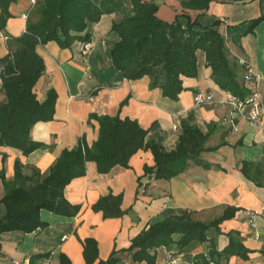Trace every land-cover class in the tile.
<instances>
[{
	"label": "crops",
	"instance_id": "0c3cea01",
	"mask_svg": "<svg viewBox=\"0 0 264 264\" xmlns=\"http://www.w3.org/2000/svg\"><path fill=\"white\" fill-rule=\"evenodd\" d=\"M147 1L154 4L161 1L155 16L167 23L174 22L176 15L198 20L201 26L222 21L220 31L224 35L226 58L232 64L240 61L247 64L257 81V94L264 110L263 24L253 30L254 35L243 36L245 22L257 19L264 11V0H218L202 12L184 10L177 0ZM29 2L16 0L9 5L8 12L12 17L6 21L5 30L0 32V59L6 57L9 50H14L10 38L20 37L26 29V22L34 23L38 19L37 7L41 0L33 8ZM160 11H163L161 17ZM123 12L120 7L117 13L106 14L86 28L90 38V50L86 57L79 52L81 41L64 50L59 49L55 42L36 47L35 53L41 57L45 71L34 87V94L42 102L46 99V92L52 89L57 95L55 113L51 122H39L29 134L34 143L45 145L44 149L24 158L15 149L0 147V169L4 182L13 183L15 161L23 167L22 174L30 177L28 184H35L37 176L46 174L63 150L75 148L82 138L89 148L97 139V122H87L88 116L94 114L138 122L148 133L146 140L157 143L165 151L175 149L183 124L198 128L203 135L209 134L205 144L207 148L222 146L216 151L199 153L198 157L208 167L207 170L191 163L180 176L167 182L155 181L145 190L137 189L136 181L142 175L143 166H153L148 152L139 151L134 155L128 169L114 167L104 176L95 173L93 164L85 163L83 178L74 179L63 191L67 203L81 207L79 213L66 219L42 210L39 219L46 224L42 229L28 235L2 233L0 264H30L32 256L44 255H47L50 264H57L58 254H63L70 264H85L81 243L87 238L96 243L98 253L95 264H99L106 261L114 250L128 249L130 240L150 224L185 211L194 222L207 225L219 219L227 207L237 212L233 219L219 226L220 233L237 232L245 248L253 252L248 261L230 258L227 264H264V223L260 217L253 218L255 228H252L243 214L259 211L264 206V188L258 187L264 186L261 132L239 119L233 121L236 131L230 130L223 106H195L193 95L196 93H210L214 100H220L226 93L209 80V69L199 52L196 53L198 76L182 82L187 91L179 94L175 103L161 98L160 91L149 90L150 79L129 82L115 72L109 61V50L118 39L109 32V28ZM0 100H3L1 94ZM241 162L249 164L250 177L247 180L240 172ZM3 185L0 181V199L5 193ZM108 194L121 196L120 211L129 210L125 216L103 220L100 213L91 212L98 198ZM206 236L216 243L217 251L225 247L224 237L217 235L214 229ZM208 248L209 243H198L180 254L175 246L159 248L156 264H169L167 257H174L177 264H185L183 257L205 254ZM115 257L118 259L116 264H134L127 254L118 252ZM44 258L34 260L32 264H41Z\"/></svg>",
	"mask_w": 264,
	"mask_h": 264
},
{
	"label": "trees",
	"instance_id": "16d2710c",
	"mask_svg": "<svg viewBox=\"0 0 264 264\" xmlns=\"http://www.w3.org/2000/svg\"><path fill=\"white\" fill-rule=\"evenodd\" d=\"M16 0H0V32L5 30L6 21L12 17L8 12L10 4ZM131 13L122 14L112 24L109 32L117 37L110 48L109 61L115 72L129 82L150 79L148 89L160 91L161 98L177 102L183 91L182 82L197 75L196 53L203 55L205 67L209 69L211 83L221 91L239 99L251 92L250 85L242 83L243 69L238 63H230L226 58L224 35L220 31L222 21L201 26L198 20L186 15H176L174 22L167 23L155 15L158 7L147 0H129ZM218 0H181L184 10L202 12ZM240 1V0H237ZM37 5V3H36ZM120 8L116 0H43L37 7L38 19L26 22V29L20 37L12 39L13 49L0 59V147L15 149L25 158L35 151L44 149L42 143H34L30 131L39 122L49 123L55 113L57 95L51 89L46 99L37 100L34 87L45 71L41 57L35 53L36 47L55 42L61 50L73 43L89 44L86 28L106 14H114ZM263 24L264 11L255 20L245 22L243 36L254 35V29ZM264 38V35H263ZM122 106V105H121ZM97 122V139L88 148L84 138L75 148L63 150L53 166L35 184H28L30 177L22 174L23 167L13 164V183L6 184L0 169V181L4 183V197L0 199V236L2 233L20 232L28 235L46 224L39 219L42 210L52 216L70 219L81 207L65 201L64 189L74 179L84 176L86 164L95 166V173L107 175L112 168L128 169L130 159L139 151L148 152L153 166L142 167V175L137 179V189H147L155 181L167 182L181 175L191 163L207 170L199 159V153L216 151L219 147H206L208 135L198 128L181 125L176 147L165 151L155 142L147 141L145 131L138 122L118 116L100 117L89 115L87 122ZM34 172V171H33ZM240 172L249 179V164H240ZM257 185V184H255ZM258 187H263L258 185ZM121 196L108 194L99 197L92 205L91 212L101 214L103 220L120 219L127 214L121 212ZM237 211L225 208L219 219L204 225L194 222L187 212L169 216L162 222H155L141 230L130 240L128 249L112 252L107 260L99 264H116V253L129 255L134 264H156L159 248L175 246L178 254L194 244H207L205 254L185 256V264H227L230 258L249 260L253 252L247 250L237 232L222 235L219 226L234 218ZM214 229L225 239V247L217 251V245L207 239L206 234ZM82 260L85 264H95L98 249L96 243L87 238L82 243ZM47 258L32 256L34 260ZM45 259V258H44ZM57 264H70L63 254H58Z\"/></svg>",
	"mask_w": 264,
	"mask_h": 264
},
{
	"label": "built area",
	"instance_id": "2783aa9c",
	"mask_svg": "<svg viewBox=\"0 0 264 264\" xmlns=\"http://www.w3.org/2000/svg\"><path fill=\"white\" fill-rule=\"evenodd\" d=\"M43 1V0H41ZM38 0H30L29 4L31 8H33ZM6 41L7 39L4 38ZM90 45L89 44H82L80 46L79 52H81L82 57H86L89 53ZM238 66L243 69V78L242 83L246 85H250L252 87L251 92L248 94L247 97L244 99H239L237 97H233L229 94H224L220 100H214L210 93H196L193 95V103L198 108L206 106L207 104L223 106V108L227 111V124L230 130L236 131L233 121L235 119L241 120L245 123L248 127H253L261 132V136L263 137L264 143V110L262 109L261 101H259V97L257 94V81L253 79V74L251 73L249 67L246 63L240 61L238 62ZM0 87H2V83L0 81ZM173 131L176 130L175 127L172 128ZM246 218L249 220L250 227L255 228L253 225V218L260 217L262 222L264 223V206L260 208L259 211H254L253 213L245 212L243 213ZM256 237V234L254 235ZM170 259L169 264H177L178 261L174 257H167ZM41 264H50L49 258H45Z\"/></svg>",
	"mask_w": 264,
	"mask_h": 264
},
{
	"label": "rangeland",
	"instance_id": "374dc122",
	"mask_svg": "<svg viewBox=\"0 0 264 264\" xmlns=\"http://www.w3.org/2000/svg\"><path fill=\"white\" fill-rule=\"evenodd\" d=\"M118 3H119V5H120V7L121 8H123V10H124V15H128L129 13H131V8H130V1L129 0H116ZM178 2H179V5H180V1L181 0H177ZM157 4H155L157 7H158V4H160L161 3V1L160 2H156ZM158 10H159V7H158ZM163 12V11H162ZM161 11H160V13H159V16H160V14L162 13ZM162 16V15H161ZM160 16V17H161Z\"/></svg>",
	"mask_w": 264,
	"mask_h": 264
}]
</instances>
